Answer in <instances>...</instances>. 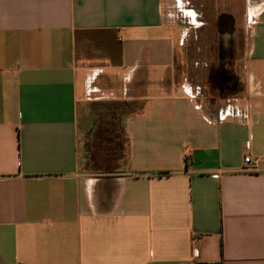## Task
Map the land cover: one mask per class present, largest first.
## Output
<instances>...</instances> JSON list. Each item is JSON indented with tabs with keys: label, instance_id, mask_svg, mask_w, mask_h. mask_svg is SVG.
I'll list each match as a JSON object with an SVG mask.
<instances>
[{
	"label": "crops",
	"instance_id": "obj_1",
	"mask_svg": "<svg viewBox=\"0 0 264 264\" xmlns=\"http://www.w3.org/2000/svg\"><path fill=\"white\" fill-rule=\"evenodd\" d=\"M190 7L0 0V264H264V0L248 2L239 56L235 17L215 20L234 100L178 77L207 22ZM109 96L140 110L123 171L89 173L79 106Z\"/></svg>",
	"mask_w": 264,
	"mask_h": 264
},
{
	"label": "rangeland",
	"instance_id": "obj_2",
	"mask_svg": "<svg viewBox=\"0 0 264 264\" xmlns=\"http://www.w3.org/2000/svg\"><path fill=\"white\" fill-rule=\"evenodd\" d=\"M189 1L191 5V9L198 10L201 12V14H204V18L207 21L205 24L206 26L201 31L202 37L199 38V41L196 39L195 36V30L191 31V37L187 38L185 40V49L180 54V65L179 71H178V77L180 80H184L183 78H186V82L190 83V87H192L193 91L195 92L197 88H200V92L206 99L208 98V95H213L218 97L217 91H214L212 85L209 83L208 75L210 69H215L217 66L221 65H232L234 66L235 61L232 63H225L219 62V49L223 47L224 42L222 38L218 35V30L216 28L215 20L217 17H220V13L224 11H228L233 17L236 19V34L234 38H231V40L227 41V45L225 44V47H232L233 50H236V54L239 56L241 51L244 48V36H243V30L241 28V21L243 20V16L245 15L247 11V5L248 2L251 1H257V0H220V6L216 5H210L205 6L204 9L198 5L199 0H185ZM219 11V12H217ZM202 14V15H203ZM230 15V16H231ZM211 21V23H210ZM239 23V24H238ZM238 24V25H237ZM196 47H203L205 48V52H203V55H197L196 54ZM230 49L229 51H231ZM222 56V54H221ZM226 56V55H225ZM197 58L200 60L197 63ZM226 58V57H225ZM226 61V60H225ZM204 66V68H203ZM198 67L201 69H198ZM230 67V66H229ZM231 68V67H230ZM231 70V69H230ZM232 73H234V70L232 68ZM159 74V71L153 72L152 78H157ZM226 74V73H225ZM224 98L227 99H233L234 97L229 96L228 92H225ZM231 94V93H230ZM234 100V99H233ZM98 103H117L118 106H123L122 110H125L126 112H130L131 110H136L140 108L141 103L135 102V101H127L123 100L121 98H113L111 96L106 97L103 100L94 101ZM93 102L85 101L79 106L78 110V128H79V134H80V143H81V150L83 151V148L85 144L89 143L92 145V153L87 157V160L91 164H87L85 162H82V170L86 172H91V169H94V164H92V161L95 162H103L106 159V155L101 153L99 151V148L97 147L99 144L98 141V131L101 126V120L99 122H90L89 115L90 110L89 107L91 106ZM127 105L128 108L126 107ZM119 113V112H118ZM106 121H112L113 117L110 115L106 117ZM120 118H116V121H119ZM105 121V122H106ZM103 125V124H102ZM82 158L83 153L81 152ZM120 169L114 171V173H119L123 171L124 164L121 161L120 162Z\"/></svg>",
	"mask_w": 264,
	"mask_h": 264
},
{
	"label": "trees",
	"instance_id": "obj_3",
	"mask_svg": "<svg viewBox=\"0 0 264 264\" xmlns=\"http://www.w3.org/2000/svg\"><path fill=\"white\" fill-rule=\"evenodd\" d=\"M126 106V105H125ZM130 105H127L128 108ZM123 106H118L117 103H98L93 102L89 107L90 122H101V126L98 131V148L101 153L106 155V160L103 162H95L94 169H91L89 173L96 174H110L114 173V171L119 170L120 162L123 164L126 163V151H127V138L125 133V120L131 115L135 114L140 110V108L136 110H131L130 112H126L122 110ZM119 112V113H118ZM112 116V121H106V117ZM120 118L119 121H116V118ZM106 121V122H105ZM103 124V125H102ZM92 145L89 143L85 144L83 148V158L82 162L91 164L87 157L92 153ZM87 171V170H86Z\"/></svg>",
	"mask_w": 264,
	"mask_h": 264
},
{
	"label": "flooded vegetation",
	"instance_id": "obj_4",
	"mask_svg": "<svg viewBox=\"0 0 264 264\" xmlns=\"http://www.w3.org/2000/svg\"><path fill=\"white\" fill-rule=\"evenodd\" d=\"M228 21H230L229 16L223 15L221 18V22L227 29H229L230 27L229 26L230 24ZM223 50H224L223 47L219 49V62L220 63H222L225 57L223 56ZM232 56H228L227 60L230 59ZM210 80H211L212 87L217 88L222 93L230 92L232 89H234V87L237 84V79H235V77L228 71V69L226 68V65L217 66L215 67V69H212Z\"/></svg>",
	"mask_w": 264,
	"mask_h": 264
},
{
	"label": "built area",
	"instance_id": "obj_5",
	"mask_svg": "<svg viewBox=\"0 0 264 264\" xmlns=\"http://www.w3.org/2000/svg\"><path fill=\"white\" fill-rule=\"evenodd\" d=\"M247 148H250V145H249V144L247 145ZM245 161H246L247 163H249V162H250V159H249V158H246Z\"/></svg>",
	"mask_w": 264,
	"mask_h": 264
}]
</instances>
